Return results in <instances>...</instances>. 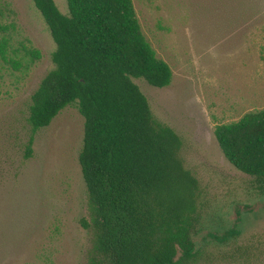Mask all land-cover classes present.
<instances>
[{
	"label": "rangeland",
	"instance_id": "obj_1",
	"mask_svg": "<svg viewBox=\"0 0 264 264\" xmlns=\"http://www.w3.org/2000/svg\"><path fill=\"white\" fill-rule=\"evenodd\" d=\"M54 2L67 13L66 0ZM132 3L145 39L172 72L163 89L133 82L155 118L182 138L181 158L199 180L196 248L213 252L214 236L232 228L241 240L263 242L264 195L225 160L214 129L264 109V0ZM0 12L1 23L14 26L11 45L25 40L40 54L27 70L0 62V264H87L90 237L79 223L87 217L78 165L83 118L64 109L24 159L30 97L53 68L55 46L31 0H0ZM250 264H264V256Z\"/></svg>",
	"mask_w": 264,
	"mask_h": 264
},
{
	"label": "trees",
	"instance_id": "obj_2",
	"mask_svg": "<svg viewBox=\"0 0 264 264\" xmlns=\"http://www.w3.org/2000/svg\"><path fill=\"white\" fill-rule=\"evenodd\" d=\"M31 1L55 48L53 68L30 97L23 157L31 158L37 132L76 108L83 118L78 165L87 217L79 223L90 237L87 264L262 261L264 241L241 240L236 228L214 236L213 252L196 248L199 180L181 158L182 138L155 118L133 82L163 89L172 72L145 39L132 0H66V14L54 0ZM13 28L0 20V62L27 70L40 54L25 40L14 48ZM214 137L225 160L264 195V109L217 125Z\"/></svg>",
	"mask_w": 264,
	"mask_h": 264
}]
</instances>
